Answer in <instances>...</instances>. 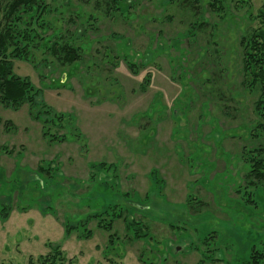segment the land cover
<instances>
[{
    "label": "rangeland",
    "instance_id": "obj_1",
    "mask_svg": "<svg viewBox=\"0 0 264 264\" xmlns=\"http://www.w3.org/2000/svg\"><path fill=\"white\" fill-rule=\"evenodd\" d=\"M212 2L122 0L123 18L104 0H45L27 57L9 59L60 119L46 131L38 108L0 100V264H42L57 245L64 264H233L263 248L264 174L247 177L243 150L264 148V98L240 44L263 0ZM66 41L69 66L46 49ZM80 223L92 236L67 238Z\"/></svg>",
    "mask_w": 264,
    "mask_h": 264
},
{
    "label": "trees",
    "instance_id": "obj_2",
    "mask_svg": "<svg viewBox=\"0 0 264 264\" xmlns=\"http://www.w3.org/2000/svg\"><path fill=\"white\" fill-rule=\"evenodd\" d=\"M213 1L214 2L210 4L214 8L215 3H217L219 0ZM104 2L105 3H98V6H100V4L101 6L103 5V7H101L102 10L108 12L109 9H112L113 11L118 12V15L123 18L124 15H128V11L123 13L121 9L122 0H104ZM44 5L45 0H12L8 1L4 5L5 8L3 9L2 18H0V100L3 104L12 107H17L27 102L31 108H38L37 111L34 113L35 117L40 112H43L44 114L50 117L49 121H42V126L47 131L50 130L49 128H51V123L53 126H56L57 123H55L54 118L60 119V115L55 112H52L51 109L45 105L40 106L39 104L35 103L34 99L35 95L37 94V91L26 78L18 77L13 73L12 64L9 59L11 58V56H16L17 58L27 57V48L30 45V43L28 42V26H41L43 24L42 20L46 10V8H44ZM217 7H219L218 4ZM22 14L25 15V18L22 17ZM257 18L259 19V23L261 25H259L258 28L251 29L249 32L246 31V33L244 34L245 36L240 39V44L242 46V71L245 77L244 80H247V82H249L251 85L256 84L261 89L262 94L259 96L258 100L261 101L262 98H264V0L262 5L259 7ZM22 26L26 29V31L22 28ZM59 35L60 32L56 35V37L59 38ZM35 38L36 34L30 35L29 41L33 42V45L38 43L37 45L39 46V43L40 41H43V38L39 36V41L34 42ZM67 45H69V42L67 41L63 43H57V45H53L51 43V45L47 46L46 49L49 50L51 54L55 52L61 54L63 56V59L69 66L74 64L75 62H78L77 50H79V48L75 49L74 47H68ZM129 66L132 68V66L134 65L129 64ZM248 77H250L251 80L248 79ZM262 102L264 103V101ZM256 111L257 109L255 110V112ZM256 113L260 114L262 112ZM257 114L256 116L259 117ZM256 126L262 127V125L258 122ZM255 144L257 143H254V146L252 148L243 150V154L247 158V161L250 163V165L248 166L247 177L249 178L250 176H254L258 179H261L264 174V148L260 144ZM245 199L247 202L253 201L249 198ZM5 212H8L5 207H0V213L5 214L1 215V218H3V220L6 218L5 216H7ZM99 214L103 216V212L102 214ZM95 215H97V213ZM95 215L91 214L87 215L86 217L91 218L93 220L96 219L95 217H92ZM120 215L117 213L111 215L110 221L106 222V224H104L103 226V228L106 229V231L109 233L107 246H110L111 250L116 247L118 243H115L114 241L113 235L116 236V234L110 232H113V222L115 221L116 217H120ZM88 218L86 220H88ZM88 222L89 221H87L86 223ZM86 223H80L73 227H70L65 224L64 229L67 238L70 236L71 232L74 231V229L78 232V229L81 226L86 228L83 234H78V238L89 239L92 236V230H90L88 226H85L87 225ZM98 223V226H100V221H98ZM127 225V228L130 229L131 225ZM131 238L137 240L144 238L147 243H149L151 240L153 241L152 235L149 236L148 233H139L135 231L133 232ZM59 248V245L55 246L52 251L48 255H46L44 259H42V264H64L65 257L62 251L59 250ZM204 258L206 257L204 256V254H202L196 264H201V262L205 261L209 262ZM138 259L142 263H145L143 259L139 257ZM107 260L111 264H115L112 259L108 258ZM69 262L71 263V261ZM233 264H264V246L263 248H257L253 246L245 259L241 260L240 262H234Z\"/></svg>",
    "mask_w": 264,
    "mask_h": 264
},
{
    "label": "flooded vegetation",
    "instance_id": "obj_3",
    "mask_svg": "<svg viewBox=\"0 0 264 264\" xmlns=\"http://www.w3.org/2000/svg\"><path fill=\"white\" fill-rule=\"evenodd\" d=\"M106 247H108V246L106 245ZM106 247H105V249H106ZM179 248H180V247H178V245L175 247V249H179ZM104 252H108V250H104L103 253H104ZM104 254H105V253H104ZM105 256H106V255H105ZM107 257H108V256H106V259L109 258V257H108V258H107ZM121 258H122V257H121ZM109 259H110V258H109ZM109 263H110V262H109ZM110 264H111V263H110Z\"/></svg>",
    "mask_w": 264,
    "mask_h": 264
}]
</instances>
